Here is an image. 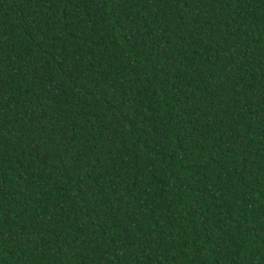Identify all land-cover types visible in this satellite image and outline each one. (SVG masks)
<instances>
[{
  "label": "trees",
  "instance_id": "trees-1",
  "mask_svg": "<svg viewBox=\"0 0 264 264\" xmlns=\"http://www.w3.org/2000/svg\"><path fill=\"white\" fill-rule=\"evenodd\" d=\"M0 264H264V0H0Z\"/></svg>",
  "mask_w": 264,
  "mask_h": 264
}]
</instances>
